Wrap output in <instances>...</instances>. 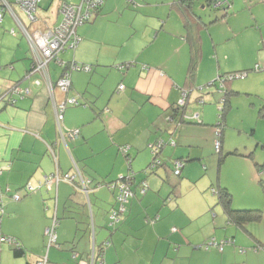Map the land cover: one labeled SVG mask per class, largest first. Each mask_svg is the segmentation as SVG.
Returning <instances> with one entry per match:
<instances>
[{"label": "crops", "instance_id": "0c3cea01", "mask_svg": "<svg viewBox=\"0 0 264 264\" xmlns=\"http://www.w3.org/2000/svg\"><path fill=\"white\" fill-rule=\"evenodd\" d=\"M62 1L50 21L42 22L39 17L35 31L60 24ZM125 1L105 0L101 11L78 29L79 46L59 56L67 65L49 64L54 98L47 80L39 75L27 77L33 64L32 47L11 14L4 16L0 25V97L16 84L29 88L31 95L14 96V105L9 102L12 95L0 100V200L5 208L0 233L15 238L25 251L17 257L16 247L0 243V264H38L45 258L47 264H92L100 254L104 264H264V237L251 232L248 224L242 228L229 223L217 194L207 193L211 182L205 181L203 189H198L196 177L190 173L191 163L202 164L207 157L206 145L214 143L215 148L219 127L206 123L203 111L188 108L195 91L216 78L219 81L224 75L253 68L260 70L237 80L263 75L259 73H264V49L260 47L262 52L255 58L252 50L231 47L233 40L247 33V28L238 30L231 24L221 41L217 26L221 19L207 15L205 8L210 5L204 0L195 6L200 26L191 29L175 7L177 0L163 3L164 7L157 0ZM262 3L264 0H258L253 7L264 10ZM199 6L204 15L196 12ZM233 17L230 11L225 21ZM253 20L260 26L259 36L252 32L255 43L264 47L263 21L257 15ZM195 49V73L189 78ZM73 63L89 65L92 71H72L68 65ZM125 64L132 67L116 69ZM65 72L71 78L67 94L57 88ZM234 82L226 87L238 96L243 91ZM121 85L123 91H119ZM186 91L189 99L183 111L178 104ZM72 98L82 105L68 106L60 125L54 105ZM197 113L201 119L193 122ZM76 129L80 136L71 139L68 132ZM222 131L221 150L225 128ZM160 140L165 143L160 155L163 163L152 172L151 146ZM124 146L130 147L127 154L121 151ZM176 160L190 165L183 166L180 177L172 173ZM131 172L135 175L134 195L127 212L115 230L106 232L107 218L91 200L97 191H90L87 197L78 184L83 180L88 190L89 185L94 190L102 183L93 182H111ZM54 173L77 176L78 186L61 183L50 192L39 190L40 183ZM142 182L149 187L145 194ZM185 182L194 192L184 197ZM27 185L38 189L37 193L20 201L10 197ZM216 186L211 183L212 192ZM106 190L99 192L106 198L113 196V208L115 194ZM52 212L53 220L57 216L61 222L56 245L48 247L46 256L45 233ZM211 240L223 243V251L217 246L205 249Z\"/></svg>", "mask_w": 264, "mask_h": 264}, {"label": "rangeland", "instance_id": "374dc122", "mask_svg": "<svg viewBox=\"0 0 264 264\" xmlns=\"http://www.w3.org/2000/svg\"><path fill=\"white\" fill-rule=\"evenodd\" d=\"M73 1V0H72ZM78 1V0H74ZM82 0H79L81 2ZM136 1V0H135ZM154 1V0H152ZM161 3L160 7H164L163 3H169L173 0H157ZM224 0H222L223 2ZM261 1V0H259ZM129 2V3H128ZM258 0H234L230 6V11L235 14V17L230 19V21H225L223 18L224 12L222 10H214L212 7H206L205 11L209 16H219L220 21L217 23L219 38L224 40L226 37L225 32L229 28L228 24H231L234 29L238 30L245 29L247 31L239 39L232 41L231 47L240 46L245 51H250L252 56L257 57L256 54L259 52V48L264 49L263 45H258L255 43V37L253 31L259 36V24H256L253 20V16L257 15L262 21V32L264 34V10L260 9L259 6L253 7L254 3ZM59 0H44L42 5L38 10L40 21H50L53 12H56V7L58 6ZM125 3L130 4L131 0H126ZM264 5V3H262ZM48 10V7H50ZM253 7V8H252ZM202 6L196 8V12H200L204 15ZM17 10V9H16ZM23 22L26 24L27 20L25 17L21 16ZM50 18V19H49ZM61 17V21H62ZM224 20V21H223ZM60 21V23H61ZM206 21V20H205ZM254 23V24H253ZM258 28V29H257ZM253 37V38H252ZM234 39V38H233ZM25 40V39H24ZM73 51V50H70ZM255 67V66H254ZM259 76V78L251 80V74L249 78H243L240 80H235L233 83L237 89L243 92L240 95H232L231 106L232 109H228L226 113V127L224 135V143L222 149V162H220V154L215 152L214 143L213 146L206 145V155L207 157L202 160L203 163L194 162L191 166L190 173L196 177V182L198 189H203L204 182H211L213 185H220L226 187L233 196V207L237 210H263L264 211V188L260 184V181L264 183V171L260 170L257 165H264V73ZM215 86H211L209 83L202 85L200 89H197L193 96L190 97V105L188 108L196 107L198 110L203 111V116L206 118V123L209 125H217L219 123L220 117V100L223 97L219 93V89L223 88L221 82H218V78L214 81ZM211 93L208 94L207 93ZM203 97L205 105H201L200 102L196 103L199 98ZM197 99V100H195ZM208 125V124H207ZM185 126V125H183ZM205 127V126H204ZM203 137H206V133ZM125 160V159H124ZM126 164V162H125ZM184 166H190L185 165ZM106 167V166H105ZM111 168L112 166H108ZM118 176V175H117ZM120 175L117 179L111 182H93L96 186H100L97 191L98 194H91V200L93 207L99 210L107 218L104 224L107 228L106 232L111 229L108 227L109 214L113 208H111L115 203L113 202V196L106 198L103 194H100L99 190L106 187V184L116 183L120 179ZM183 181V180H182ZM207 187V193H213L210 186ZM189 182H185L184 194L187 196L194 192V188H191ZM89 188L91 186L89 185ZM106 192L108 193V191ZM94 190H91V193ZM83 193L85 196L86 194ZM104 193V192H103ZM109 194V193H108ZM83 196V195H82ZM85 196H83L85 198ZM87 198V197H86ZM50 218V226L53 227V215ZM77 216V214H76ZM249 230L256 233L259 237H264V217L260 222H255L253 224H248ZM46 256L48 255V247L50 246V237L46 235Z\"/></svg>", "mask_w": 264, "mask_h": 264}, {"label": "built area", "instance_id": "2783aa9c", "mask_svg": "<svg viewBox=\"0 0 264 264\" xmlns=\"http://www.w3.org/2000/svg\"><path fill=\"white\" fill-rule=\"evenodd\" d=\"M43 0H0V25L3 22L4 16L6 13L11 14L14 18L17 26L23 32L25 37L28 39L32 47L33 52V64L30 72V77L39 75L42 79L47 80L49 91L53 96L54 86L49 80V72L48 66L54 61L60 66H66L64 62H62L59 56L68 51L75 50L80 42L81 38L78 35V28L89 23L95 15L96 9L100 8L105 0H82L78 4L70 3L66 0H63L60 6V14L62 16V21L59 25L54 27L45 26L44 30H34V27L39 23L38 9L42 4ZM227 5V1L218 2L215 7H222ZM15 8H17L21 14V16L25 17L29 26H27L19 13H16ZM15 34V31H12ZM72 71L75 72H91L92 67L89 65H77L70 64ZM132 67V64L119 65L116 67L117 70H125ZM144 69H146L144 67ZM241 76L230 75L228 80L232 81ZM220 80V79H219ZM39 83V82H37ZM222 84V82H221ZM223 87V85H222ZM57 88L64 94L69 93L71 89V78L70 74L65 72L63 77L58 81ZM125 86L121 85L119 87V91H123ZM222 89V88H220ZM12 98L10 103L12 105L15 104L14 96L19 97H28L31 95V90L29 88H22L21 86L15 87L11 92ZM188 104V93L183 92L182 97L179 101L178 107L185 108ZM80 102L77 98L68 99L65 102L60 104H55L56 118L57 122L61 125L64 120V113L68 106H79ZM193 119L195 121H199L201 119V114L197 113ZM68 136L71 139H77L80 136V130L76 129L68 132ZM217 141L215 144V148L217 152H220L222 148V129L218 128L216 131ZM165 143L160 140L154 145L151 146L152 153L156 156L155 162L150 169L158 168L161 165L160 155L163 151ZM129 146H124L121 148V151L124 154L129 152ZM175 175H181V170L184 164L181 161L175 162ZM1 173V171H0ZM133 173L126 179L121 177L118 182L109 184V189L114 192L116 202L119 206V209L114 210L110 215V225H114L120 221L119 212H122L125 208V204L130 200L133 196V191L131 189L132 185V177ZM77 176L65 175L63 178L59 175V173L55 175H51L45 178L46 184L51 188L55 183L66 181L72 182L75 181ZM83 190L84 192H88V188L85 182L82 180ZM147 185L143 184L142 192H146ZM29 191L32 190L31 187L28 188ZM20 196L15 195L14 200H19ZM3 204L0 202V212L3 213ZM56 220H54L53 227L48 228L46 230V235L50 237V246L56 245L57 242V234L55 231ZM177 229H174L176 232ZM1 242L9 243L10 245H14L18 248V244L16 245V240L12 238H0ZM223 243H217L215 240H211L204 245L205 249H210L212 246H217L220 251H223ZM39 264H47V258L42 260Z\"/></svg>", "mask_w": 264, "mask_h": 264}, {"label": "trees", "instance_id": "16d2710c", "mask_svg": "<svg viewBox=\"0 0 264 264\" xmlns=\"http://www.w3.org/2000/svg\"><path fill=\"white\" fill-rule=\"evenodd\" d=\"M201 0H177L176 2H175V7H177V9H178V11H179V13H180V15H182L183 16V18L185 19V25H186V28L187 29H191L192 27H194V25H197V26H200V23H199V20L201 21V18H198V23H197V19L195 18L196 16H197V14L195 13V6L197 5V3H199ZM224 1H227V5H225V6H222V7H215V5L218 3V2H222V0H204V2H206L207 4H209L210 5V7H212L214 10H217V11H219V10H222L223 12H224V15H223V18H225L226 16H228L229 15V9H230V6H231V2H230V0H224ZM70 3H72V2H70ZM80 3V2H79ZM73 4H78V3H73ZM104 4H105V2H104ZM104 4L100 7V8H98V9H96V11H95V14L96 13H98V12H100L101 11V9L103 8V6H104ZM217 20V19H216ZM80 28V27H79ZM78 28V29H79ZM196 50L197 49H195V53H194V59H193V62H192V64H191V67H190V71H189V78L191 77H193V75H194V73H195V67H196V59H197V56H196ZM253 70H260V68H253L252 70H245V71H240V72H236V73H234L235 75H237V76H242V75H245L246 76V73H248V72H250V71H253ZM31 72V71H30ZM29 72V73H30ZM230 75H232V74H230ZM230 75H224V76H222L221 78H220V80L218 81V82H222V85H223V88L222 89H219V91H220V94L221 95H223V97L221 98V100H220V117H219V123L217 124V125H215L216 127H219V128H221V129H223V128H225L226 127V113H227V111H228V109H230L231 108V99H230V97L232 96V95H236L237 93H235V92H233V91H231L230 92V90H228V88L226 87V83H230L231 81L230 80H228V78L230 77ZM245 76L243 77V78H245ZM233 81H235V80H233ZM214 83V82H213ZM212 83V85L213 86H215V83L213 84ZM17 86H21L20 84H16V85H14L12 88H9L6 92H4V94L0 97V100H4L5 98H8L10 95H11V92H12V90L15 88V87H17ZM187 92V91H186ZM188 93V99H189V92H187ZM11 100V99H10ZM10 102V101H9ZM80 102V101H79ZM80 105H82L81 103H80ZM79 105V106H80ZM179 108V107H178ZM179 109H181V110H183L184 111V109L183 108H179ZM183 121H185V120H183ZM193 122H198V121H193ZM185 123V122H184ZM198 124H201V123H198ZM79 130V129H78ZM222 134H223V131H222ZM218 154H220V156H221V158H220V162H222L223 160H222V158H223V156H222V150H220V152H218ZM156 156L157 155H154L153 154V161H152V163H151V165H150V168H152V166H153V164H154V162H155V159H156ZM160 158V160H161V165L160 166H162V163H163V161H162V159H161V157H159ZM129 161H130V159H129ZM176 161H179V160H176ZM175 161V162H176ZM159 166V167H160ZM176 165H175V163H174V167H173V170H172V173L175 175V171H176V167H175ZM258 166V168H260V170L261 169H263V171H264V165H261V166H259V165H257ZM158 167V168H159ZM149 168V170H151L152 172H154L155 171V169H157V168H155L154 170L153 169H150ZM182 171V170H181ZM132 173H134V172H131V174ZM182 174V173H181ZM53 175H55V173L53 174ZM59 175L63 178L65 175H70V174H60L59 173ZM130 175H127V176H123V179H126V178H128ZM176 176V175H175ZM181 175H179V176H176V177H180ZM135 177V175H133V177L132 178H134ZM61 183H65V184H70V185H73V186H75V185H77L79 182H77L76 180L75 181H72V182H66V181H61V182H58V183H55L54 185H56V186H59ZM133 184H134V181H132V185H131V189H132V186H133ZM143 184H146L145 182H142V184H141V188H143ZM260 184L263 186V188H264V183L262 182V181H260ZM79 186H80V188L82 189L81 191L82 192H84V190H83V185H82V183H79L78 184ZM77 185V186H78ZM147 185V184H146ZM55 186V187H56ZM29 187H31V186H29V185H27V186H25L24 188H23V194H22V192H20V190H18V191H16L15 193H13V194H10L11 196V198L12 199H14V196L15 195H19L20 196V199L19 200H15V201H20L21 199H23V197L24 196H31L32 194H35V193H37V191H38V189L40 190V189H42V188H45L48 192H50V191H52V187H54V186H52L51 188L49 187V185H47L46 184V181H45V179H44V181L43 182H41L40 183V186H39V188L38 189H33L32 187V190L31 191H29L28 190V188ZM106 187L109 189V187H108V184L106 185ZM148 189H149V187H148V185H147V188H146V192L148 191ZM110 190V189H109ZM132 191H133V189H132ZM145 192V193H146ZM21 193V194H20ZM85 193V192H84ZM144 193V194H145ZM213 193H216L217 194V202H218V205L223 209V211L225 212V214H226V216L228 217V220H229V223H231V224H234V225H236V226H238V227H242V228H244L247 224H249V223H251V222H260L262 219H263V217H264V211L263 210H237V209H234V207H233V196H232V194L230 193V191L226 188V187H223V186H221V185H217L214 189H213ZM133 195H134V192H133ZM133 197V196H132ZM131 197V198H132ZM130 198V199H131ZM130 201V200H129ZM129 201L124 205L125 206V208H124V210L122 211V212H119L120 213V215H119V218H120V221L118 222V223H116V224H114V225H109L108 227L111 229L110 231H113V230H115L116 229V227L119 225V224H121V221H122V218H123V216L126 214V212H127V206H128V204H129ZM0 202L3 204V208H4V203L0 200ZM118 204H117V202H116V206L115 207H113V209L111 210V212H110V214H109V223H111V221H110V215H111V213L114 211V210H117V209H119V206H117ZM5 214V208L3 209V213H1L0 212V223H1V219H2V216ZM54 220H56V226H55V231H56V234H57V229H58V227H59V223L61 222V219L60 218H58L57 216L54 218ZM12 238V237H9V236H5V235H3V234H1L0 233V238ZM12 239H14V240H16L15 238H12ZM0 243H2V244H8V245H10L9 243H5V242H1L0 241ZM18 244V248H15V256H17V257H21L22 255H24L25 254V251H24V249H23V247H22V245H21V243H19V241H17L16 240V245ZM109 245V242H107V243H105L104 244V247H107ZM11 246H13V247H15L14 245H11ZM260 249V248H259ZM258 249V250H259ZM100 255H102V257H100ZM99 255V260L97 259L96 260V256H95V258H94V256H93V263L92 264H96V263H99V264H104V257H103V254H100ZM41 262V261H40ZM39 262V263H40ZM38 263V264H39Z\"/></svg>", "mask_w": 264, "mask_h": 264}, {"label": "water", "instance_id": "95a60500", "mask_svg": "<svg viewBox=\"0 0 264 264\" xmlns=\"http://www.w3.org/2000/svg\"><path fill=\"white\" fill-rule=\"evenodd\" d=\"M31 69H32V68H31ZM30 71H31V70H30ZM30 71H29V72H30ZM29 72H28L27 77L30 78V73H29ZM213 84H214V83H213ZM211 86H213V85L210 84V87H211ZM219 93H220V91H219ZM202 98H203V97H201V98H199V99L197 100V102H200L201 105L205 104V102H204V100H202ZM186 108H187V106H186L185 108H183V109L185 110ZM98 188H99V186H98V187L96 186L95 189H94V191L97 190ZM90 191H91V189H90L88 192H85V194H86L87 197H89Z\"/></svg>", "mask_w": 264, "mask_h": 264}, {"label": "bare ground", "instance_id": "6f19581e", "mask_svg": "<svg viewBox=\"0 0 264 264\" xmlns=\"http://www.w3.org/2000/svg\"><path fill=\"white\" fill-rule=\"evenodd\" d=\"M39 10V9H38ZM38 12V11H37Z\"/></svg>", "mask_w": 264, "mask_h": 264}]
</instances>
